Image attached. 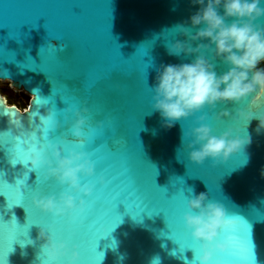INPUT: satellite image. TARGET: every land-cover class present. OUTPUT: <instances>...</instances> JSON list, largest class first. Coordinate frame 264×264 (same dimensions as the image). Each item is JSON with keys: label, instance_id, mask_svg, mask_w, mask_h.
<instances>
[{"label": "water", "instance_id": "95a60500", "mask_svg": "<svg viewBox=\"0 0 264 264\" xmlns=\"http://www.w3.org/2000/svg\"><path fill=\"white\" fill-rule=\"evenodd\" d=\"M198 8L191 0H0V80L29 98L21 109L0 94V133L18 135L10 122L12 112L26 116L34 94L38 106L46 102L41 96H51L55 104L42 106L40 115L58 119L71 141L54 138L52 144L59 145L64 156L86 152L96 165L94 176L80 180L82 185L95 186L91 196L70 191L68 185L48 177L47 166L36 169L46 182L23 199L17 189L0 184V264H68L67 258L48 259L43 241L37 239L40 228L54 242H65L70 249L77 246L78 264H199L192 260L191 249L180 253L179 247L190 246L197 256L201 254L202 242L192 237L184 216L190 211L189 199L202 192L228 213L219 236L228 251L218 253L212 264H264V129L256 131L264 111L252 108L256 116L247 123L242 118L216 119L222 110L236 115L238 109H249L250 96L241 104L205 108L167 128L152 109L150 88L160 65L189 63L194 58L170 56L167 45L185 39L173 30L189 22ZM257 22L264 25V17ZM64 43L68 47L60 51ZM228 70V65L216 61L218 75ZM58 80L79 99L67 95ZM55 106L64 110L57 112ZM84 107L90 112L89 124L76 138L71 133L74 113ZM202 115L213 135L231 127L239 129L241 138L250 135L251 144L226 162L209 158L203 165L192 163L187 148L191 137L184 139V133L199 127ZM35 122L40 123L38 116ZM29 127L25 117V128ZM10 139V134H0V173L14 185L27 169L20 163L13 167L12 144L4 145ZM33 154L22 156L29 167ZM35 179L36 173L30 172L28 183ZM65 192L76 196L77 203L80 198L86 201L83 212L56 216L33 203L37 196L59 199ZM13 216L21 226L15 218L10 221ZM234 224L242 227L239 241ZM237 243L252 247L254 260L250 253L235 250ZM155 258L159 261L153 262Z\"/></svg>", "mask_w": 264, "mask_h": 264}, {"label": "clouds", "instance_id": "9594fccd", "mask_svg": "<svg viewBox=\"0 0 264 264\" xmlns=\"http://www.w3.org/2000/svg\"><path fill=\"white\" fill-rule=\"evenodd\" d=\"M198 10L189 22L175 26L173 30L185 39L175 40L167 45L170 56L194 57L189 63L161 64L157 69L155 84L150 88L154 93L152 109L159 112L165 121L164 126L171 128L177 121L187 119L205 108L215 109L218 104H241L252 99L249 109H238L236 115L222 110L217 120H239L246 123L255 118L251 109L264 99V71H257V65L264 61V25L258 23L264 17L262 0H191ZM223 9V14H221ZM233 18L231 23L227 21ZM190 23L191 27L187 26ZM193 29H196L193 32ZM204 41H207L206 43ZM54 47V46H53ZM68 45L60 44L63 51ZM229 66L223 74L216 71V61ZM255 94V95H253ZM33 97H37L34 94ZM71 111V109H68ZM89 109L84 107L75 111V120L71 125L74 137L82 136L83 128L89 124ZM46 126L58 127L59 121L51 114L41 116ZM207 117H199V127L193 128L185 137H191L187 144L189 160L203 165L209 158L219 163L228 161L233 155L246 150L252 142L251 136L241 138L239 129L228 128L222 135H213L212 128L203 123ZM102 126V123H101ZM264 129V116L259 117L256 131ZM83 144V140H80ZM51 151V157H49ZM30 158L32 169L47 166L48 177L55 178L61 185H68L70 191L91 196L94 185H82L81 176L92 177L96 174V165L86 152L71 151L64 156L59 145L49 144L37 149ZM53 161L55 166H53ZM12 163V162H11ZM15 167V164H12ZM101 183H105L101 178ZM191 191H193L191 189ZM209 201L207 193L194 195L188 201L190 211L185 214L186 227L195 240L202 242L196 259L199 264H212L218 253L228 251V244L219 242L220 229L224 227L227 210L221 203ZM34 205L44 213L67 216L79 209L83 212L86 201L77 203L76 196L68 192L56 196L35 197ZM198 214H193L197 212ZM37 239L43 241L42 251L52 262L67 258L68 264H78L80 253L77 246L71 249L65 242H54L48 232L40 228ZM29 244H35L29 240ZM159 261L155 258L153 262Z\"/></svg>", "mask_w": 264, "mask_h": 264}, {"label": "snow or ice", "instance_id": "6c2138e0", "mask_svg": "<svg viewBox=\"0 0 264 264\" xmlns=\"http://www.w3.org/2000/svg\"><path fill=\"white\" fill-rule=\"evenodd\" d=\"M58 83L64 87V84L62 82H59V80H58ZM64 88L66 90L67 95L72 96L75 99H79V95L75 91H70L66 87H64ZM56 96H59L63 100L61 95L57 94ZM50 97L51 96H49V97H42L41 96V100L46 101V102L41 103L39 106L37 105V99L38 98L33 97V100L31 102L32 106L28 110V114L26 116L20 115V113L18 111L12 112L10 122L16 127V129L19 130L18 135L14 136L12 131L0 133V134H10V136H11V139L8 141H5L4 145H8L10 143L12 144V148L10 149V151L13 153V158L11 160L12 164L16 165V164L20 163V164H23L24 167L27 169V171H25L23 173V177L18 178L14 185L9 184L7 182V180L3 178L4 173H0V184L6 185L10 188L17 189L18 194H19L21 199H23V197L27 193L39 190L41 188V186L46 182V178H42L36 169H32L31 167H29L25 163L24 159L22 158L23 154L32 153L37 149L45 148V146L47 147L49 144H52L51 141L54 138L60 140L62 143H70L71 142L68 140L66 133L61 131L62 125L58 119L57 120L59 121V125H60L58 127L46 126L40 119V117H41L40 108H42V106L44 107V106H47L49 104H51L52 106H53V103L55 104L54 98L49 100ZM52 106L50 108H48L50 111H52ZM55 108H56V106H55ZM254 108H256L259 113L264 111V99H262L261 102L258 105H256ZM62 110H64V109H62ZM62 110H59L56 108L57 112H60ZM37 116L39 117V120H40L39 124H37L35 122V118ZM25 117H27V122L31 126L29 128H25ZM33 171L36 173V179H35V181H33L32 184H29L28 183L29 173L33 172ZM14 205H20V204H14ZM14 205H12L11 207H8V206L7 207H8V209H11ZM13 218H15L16 224L21 226L18 223L15 216H13L10 221H12ZM247 229L249 232L248 223H247ZM233 234L237 237L238 241L242 239V227H241V225H239V224L233 225ZM170 239H172V238H170ZM172 240L178 244V242L175 239H172ZM29 243H30V241H29ZM248 243H250L249 239H248ZM188 249L192 250V252H193L192 260H195L197 257V253L195 252L194 249H192L190 246H184L183 248L179 247L180 253H184ZM235 250L239 251L241 254H249L250 253L251 260H254V256L252 254V247L249 248L247 246V243H237V245L235 246ZM173 255H175V252H173ZM181 259L187 260V257L182 255Z\"/></svg>", "mask_w": 264, "mask_h": 264}, {"label": "rangeland", "instance_id": "374dc122", "mask_svg": "<svg viewBox=\"0 0 264 264\" xmlns=\"http://www.w3.org/2000/svg\"><path fill=\"white\" fill-rule=\"evenodd\" d=\"M261 71H263V70H261ZM4 90L7 92H11V94H10L11 101L13 104H16L19 108H20V106L28 104L29 98L23 91H21V92L11 91L12 87L9 83L0 81V94L2 96H5L3 94ZM5 98L9 102L8 97L5 96Z\"/></svg>", "mask_w": 264, "mask_h": 264}, {"label": "trees", "instance_id": "16d2710c", "mask_svg": "<svg viewBox=\"0 0 264 264\" xmlns=\"http://www.w3.org/2000/svg\"><path fill=\"white\" fill-rule=\"evenodd\" d=\"M257 71H261L263 70L264 71V61L260 62L258 65H257V68H256ZM27 107V104L23 105V106H20L21 109H25Z\"/></svg>", "mask_w": 264, "mask_h": 264}, {"label": "flooded vegetation", "instance_id": "af4514ba", "mask_svg": "<svg viewBox=\"0 0 264 264\" xmlns=\"http://www.w3.org/2000/svg\"><path fill=\"white\" fill-rule=\"evenodd\" d=\"M3 94L8 97L9 103H12L11 96H10L11 92H7V91L4 90Z\"/></svg>", "mask_w": 264, "mask_h": 264}, {"label": "bare ground", "instance_id": "6f19581e", "mask_svg": "<svg viewBox=\"0 0 264 264\" xmlns=\"http://www.w3.org/2000/svg\"><path fill=\"white\" fill-rule=\"evenodd\" d=\"M0 81H2V80H0ZM2 82H7V83H9L8 81H2ZM10 84V83H9ZM21 91H23V90H16V92H21ZM24 92V91H23Z\"/></svg>", "mask_w": 264, "mask_h": 264}]
</instances>
